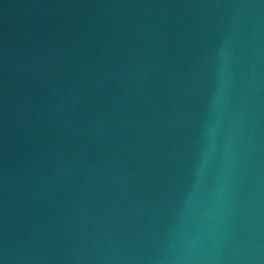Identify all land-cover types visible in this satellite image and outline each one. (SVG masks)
<instances>
[{"label":"water","instance_id":"95a60500","mask_svg":"<svg viewBox=\"0 0 264 264\" xmlns=\"http://www.w3.org/2000/svg\"><path fill=\"white\" fill-rule=\"evenodd\" d=\"M2 264H264V0H0Z\"/></svg>","mask_w":264,"mask_h":264},{"label":"snow or ice","instance_id":"6c2138e0","mask_svg":"<svg viewBox=\"0 0 264 264\" xmlns=\"http://www.w3.org/2000/svg\"><path fill=\"white\" fill-rule=\"evenodd\" d=\"M0 264H2V261H0Z\"/></svg>","mask_w":264,"mask_h":264}]
</instances>
